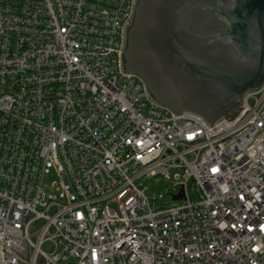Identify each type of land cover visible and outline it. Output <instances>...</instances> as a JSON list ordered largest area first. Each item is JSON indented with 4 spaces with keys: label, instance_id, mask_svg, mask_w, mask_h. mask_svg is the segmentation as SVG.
<instances>
[{
    "label": "built area",
    "instance_id": "built-area-1",
    "mask_svg": "<svg viewBox=\"0 0 264 264\" xmlns=\"http://www.w3.org/2000/svg\"><path fill=\"white\" fill-rule=\"evenodd\" d=\"M136 2L0 0V264H264V86L213 127L154 102Z\"/></svg>",
    "mask_w": 264,
    "mask_h": 264
},
{
    "label": "water",
    "instance_id": "water-1",
    "mask_svg": "<svg viewBox=\"0 0 264 264\" xmlns=\"http://www.w3.org/2000/svg\"><path fill=\"white\" fill-rule=\"evenodd\" d=\"M123 70L213 127L264 86V0H137Z\"/></svg>",
    "mask_w": 264,
    "mask_h": 264
},
{
    "label": "rangeland",
    "instance_id": "rangeland-1",
    "mask_svg": "<svg viewBox=\"0 0 264 264\" xmlns=\"http://www.w3.org/2000/svg\"><path fill=\"white\" fill-rule=\"evenodd\" d=\"M56 181V178L53 177V176H50L48 177L47 179H45L44 181V186H45V189L48 191L50 190L52 184Z\"/></svg>",
    "mask_w": 264,
    "mask_h": 264
},
{
    "label": "trees",
    "instance_id": "trees-1",
    "mask_svg": "<svg viewBox=\"0 0 264 264\" xmlns=\"http://www.w3.org/2000/svg\"><path fill=\"white\" fill-rule=\"evenodd\" d=\"M4 1L13 2V1H25V0H4Z\"/></svg>",
    "mask_w": 264,
    "mask_h": 264
}]
</instances>
